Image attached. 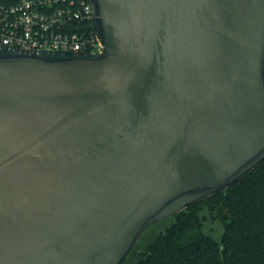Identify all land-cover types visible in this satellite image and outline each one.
<instances>
[{"label": "water", "instance_id": "95a60500", "mask_svg": "<svg viewBox=\"0 0 264 264\" xmlns=\"http://www.w3.org/2000/svg\"><path fill=\"white\" fill-rule=\"evenodd\" d=\"M100 54L0 44V264H124L264 161V0H88Z\"/></svg>", "mask_w": 264, "mask_h": 264}, {"label": "trees", "instance_id": "16d2710c", "mask_svg": "<svg viewBox=\"0 0 264 264\" xmlns=\"http://www.w3.org/2000/svg\"><path fill=\"white\" fill-rule=\"evenodd\" d=\"M200 205L216 210L219 240L203 232ZM124 264H264V161L227 189L150 226Z\"/></svg>", "mask_w": 264, "mask_h": 264}, {"label": "built area", "instance_id": "2783aa9c", "mask_svg": "<svg viewBox=\"0 0 264 264\" xmlns=\"http://www.w3.org/2000/svg\"><path fill=\"white\" fill-rule=\"evenodd\" d=\"M0 44L33 51L100 54L88 0L0 3Z\"/></svg>", "mask_w": 264, "mask_h": 264}, {"label": "rangeland", "instance_id": "374dc122", "mask_svg": "<svg viewBox=\"0 0 264 264\" xmlns=\"http://www.w3.org/2000/svg\"><path fill=\"white\" fill-rule=\"evenodd\" d=\"M200 218L203 220V232L219 240L223 234V225L220 222L216 210L206 205H200Z\"/></svg>", "mask_w": 264, "mask_h": 264}]
</instances>
